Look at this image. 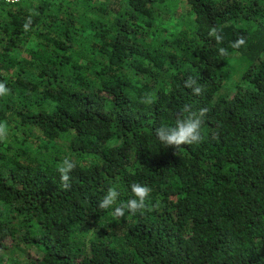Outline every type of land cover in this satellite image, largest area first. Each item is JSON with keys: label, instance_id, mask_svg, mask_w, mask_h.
I'll return each instance as SVG.
<instances>
[{"label": "trees", "instance_id": "trees-1", "mask_svg": "<svg viewBox=\"0 0 264 264\" xmlns=\"http://www.w3.org/2000/svg\"><path fill=\"white\" fill-rule=\"evenodd\" d=\"M0 82V264H264V0L0 2ZM185 105L203 141L166 148Z\"/></svg>", "mask_w": 264, "mask_h": 264}, {"label": "clouds", "instance_id": "clouds-1", "mask_svg": "<svg viewBox=\"0 0 264 264\" xmlns=\"http://www.w3.org/2000/svg\"><path fill=\"white\" fill-rule=\"evenodd\" d=\"M30 23V21H29ZM28 24H25L27 30ZM210 36L215 37L217 42L222 40V36L218 32L217 28L213 26L209 32ZM246 43L243 36L232 44L233 48H238ZM218 52L221 56L227 54L225 48H219ZM185 86L192 90L193 94L199 95L202 92V88L197 86V81L189 76L185 80ZM10 90L6 84L0 82V97L8 95ZM148 102H151L150 100ZM206 108H201L198 112H192L189 105H185L182 109L183 113H187V116H180L176 120L174 127L161 126L155 129V134L160 143L166 148H174L176 151L180 150L184 145L199 144L203 141L201 133V126L203 123V117L207 113ZM7 123L0 122V140L6 137ZM76 168L75 163L69 159H65L61 165L58 166L60 172L62 186L67 189L70 185L71 176L70 173ZM131 190L135 196L133 199H129L126 203H120L117 205L118 197L120 193L114 187H110L105 193L102 200L99 201L98 207L100 209H110L114 207L113 215L118 218H124L129 214H136L137 212H143L147 207V200L151 193V189L139 183H133Z\"/></svg>", "mask_w": 264, "mask_h": 264}, {"label": "rangeland", "instance_id": "rangeland-1", "mask_svg": "<svg viewBox=\"0 0 264 264\" xmlns=\"http://www.w3.org/2000/svg\"><path fill=\"white\" fill-rule=\"evenodd\" d=\"M236 83H237V80L235 78H232L230 82L225 86V88H223V90L221 91V94L233 91L235 89V86L237 85Z\"/></svg>", "mask_w": 264, "mask_h": 264}, {"label": "built area", "instance_id": "built-area-1", "mask_svg": "<svg viewBox=\"0 0 264 264\" xmlns=\"http://www.w3.org/2000/svg\"><path fill=\"white\" fill-rule=\"evenodd\" d=\"M23 0H0V2H5L7 4L9 3H18V2H21Z\"/></svg>", "mask_w": 264, "mask_h": 264}]
</instances>
